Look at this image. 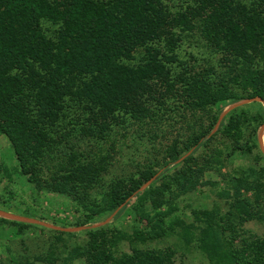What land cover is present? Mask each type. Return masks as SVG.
<instances>
[{"label": "trees", "instance_id": "trees-1", "mask_svg": "<svg viewBox=\"0 0 264 264\" xmlns=\"http://www.w3.org/2000/svg\"><path fill=\"white\" fill-rule=\"evenodd\" d=\"M194 35L209 57L181 54ZM253 97L264 100V0H0V134H10L18 171L37 193L68 197L79 213L73 226L125 211L135 222L131 231L86 227L85 242L64 244L65 262L182 264L171 247L145 245L176 236L209 264H264V232L244 227L264 222L257 140L264 107L256 101L255 110L235 108L216 125L226 103ZM176 111H200L208 120L174 138L162 163L108 183L102 176L112 154L87 157L71 143V137L105 140ZM216 133L230 144L200 159L197 152ZM236 153L249 163L221 172ZM47 155L56 167L42 177ZM209 170L221 172L220 179H205ZM11 177L0 159V182ZM203 186L217 188L228 208L183 202ZM5 225L22 234L32 224L0 216ZM63 235L76 232L60 231L55 240ZM123 241L128 252L119 249Z\"/></svg>", "mask_w": 264, "mask_h": 264}, {"label": "rangeland", "instance_id": "rangeland-1", "mask_svg": "<svg viewBox=\"0 0 264 264\" xmlns=\"http://www.w3.org/2000/svg\"><path fill=\"white\" fill-rule=\"evenodd\" d=\"M189 52H194L199 58L198 60L209 57V52L205 50L203 41L195 35L184 41L181 54L187 57ZM256 101L264 107V100L258 97L226 103L219 114L216 125L235 108L257 109L258 105L254 103ZM207 120V114L200 111L194 114H190V112L182 114L179 111L170 112L156 122L150 120L144 123L137 122L131 124L126 130L119 129L105 140L74 139V137H71V143L75 142L87 157L105 151L112 154L111 165L102 176L104 183H108L111 179L130 174L148 163L155 161L162 163L165 148L171 144L174 138L184 139L189 130L197 123L206 124ZM153 136L155 137L153 138ZM257 140L259 148L264 154V122L258 128ZM229 144L230 141L227 137L216 133L211 143L204 149L199 150L197 155L202 159L204 156L214 153L217 149L224 150ZM0 159L8 165L12 172L11 179L5 178L0 182V216L32 224L24 229L22 234H17L16 227L12 225L0 227V264H12L10 262L11 257L17 260L35 259L34 264H85L83 258L65 262L64 244L68 248L76 243L85 242L84 229L89 226L107 225L131 231L133 225H135L129 212L125 211L117 218H113V213L97 217L89 225L73 226L72 223L79 214L73 202L68 197L57 193H37L32 184L28 182L27 176L18 171L17 160L10 144V134H0ZM247 163H249L247 157L236 153L222 167L221 172L231 171L233 168ZM40 165L43 167L42 177H48L56 167V160L47 155L45 161L41 162ZM221 172L209 170L205 172L204 178L210 180L220 179ZM219 185L222 186L223 182H220ZM249 195L252 196L251 192H249ZM183 202H189L193 206L218 204L223 211L228 208L226 200L218 197L217 188L210 186L201 187L198 192L190 195ZM184 210L189 211L187 208H184ZM28 214L31 217L26 216ZM244 227L256 234L264 232V222L256 219L246 222ZM60 231H73L76 232V235L73 237L63 235L62 240H55V235ZM145 245L160 248L171 247L170 249L176 251L178 263L209 264L207 258L200 254L197 249L190 248V250H187L183 248L176 236L149 241ZM119 249L121 252H128L130 244L123 241ZM37 257L44 259H37Z\"/></svg>", "mask_w": 264, "mask_h": 264}, {"label": "water", "instance_id": "water-1", "mask_svg": "<svg viewBox=\"0 0 264 264\" xmlns=\"http://www.w3.org/2000/svg\"><path fill=\"white\" fill-rule=\"evenodd\" d=\"M258 98H260V97H258ZM261 99V98H260Z\"/></svg>", "mask_w": 264, "mask_h": 264}, {"label": "bare ground", "instance_id": "bare-ground-1", "mask_svg": "<svg viewBox=\"0 0 264 264\" xmlns=\"http://www.w3.org/2000/svg\"><path fill=\"white\" fill-rule=\"evenodd\" d=\"M263 144H264V142H263Z\"/></svg>", "mask_w": 264, "mask_h": 264}]
</instances>
